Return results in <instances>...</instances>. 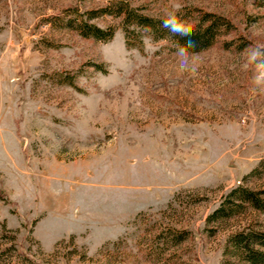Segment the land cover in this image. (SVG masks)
<instances>
[{
    "label": "rangeland",
    "instance_id": "374dc122",
    "mask_svg": "<svg viewBox=\"0 0 264 264\" xmlns=\"http://www.w3.org/2000/svg\"><path fill=\"white\" fill-rule=\"evenodd\" d=\"M126 1L234 29L191 73L111 15L93 20L116 26L108 41L58 21L108 3L0 0V264H245L228 238L264 233L254 210L206 225L232 189L264 188V91L241 68L264 45V0Z\"/></svg>",
    "mask_w": 264,
    "mask_h": 264
},
{
    "label": "trees",
    "instance_id": "16d2710c",
    "mask_svg": "<svg viewBox=\"0 0 264 264\" xmlns=\"http://www.w3.org/2000/svg\"><path fill=\"white\" fill-rule=\"evenodd\" d=\"M100 1L109 5L98 11L87 12V17L63 18L58 19V21L63 22L64 25L73 30H77L84 38L108 41L114 36L116 26L101 28L93 20L103 15H111L114 19L120 20L127 38L130 40L138 38L134 35L136 29H140L155 40L168 41L176 46L177 42L181 45L186 44L187 38L175 37L162 27V20L166 17L143 14L126 0ZM177 16L192 26L193 35L190 38L194 41L195 47L190 49V52L198 53L209 49L234 29L233 23L226 17L198 9H184L178 11ZM231 44L230 41L224 42L227 47ZM260 167L262 166L260 165ZM258 171L259 169H256L253 175ZM249 210L264 215V188L252 189L241 186L232 189L219 207L206 219V225L211 226L226 222ZM225 253L238 258L245 264H264V233L254 231L252 228L236 232L228 238Z\"/></svg>",
    "mask_w": 264,
    "mask_h": 264
},
{
    "label": "clouds",
    "instance_id": "9594fccd",
    "mask_svg": "<svg viewBox=\"0 0 264 264\" xmlns=\"http://www.w3.org/2000/svg\"><path fill=\"white\" fill-rule=\"evenodd\" d=\"M180 5L175 4L173 10L162 20V27L171 35L180 38H187L186 44L177 42L175 55L179 59L181 71L195 73L197 61L201 59L198 53L190 52L195 47L194 41L190 38L193 35L192 26L177 16ZM241 68L244 71H253V83L255 88L264 91V45L250 46L241 54Z\"/></svg>",
    "mask_w": 264,
    "mask_h": 264
}]
</instances>
